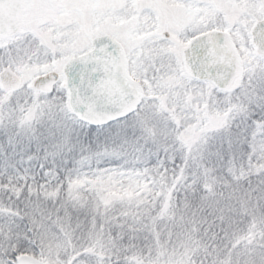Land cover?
<instances>
[{"label":"snow or ice","instance_id":"snow-or-ice-1","mask_svg":"<svg viewBox=\"0 0 264 264\" xmlns=\"http://www.w3.org/2000/svg\"><path fill=\"white\" fill-rule=\"evenodd\" d=\"M0 264H264V0H0Z\"/></svg>","mask_w":264,"mask_h":264}]
</instances>
